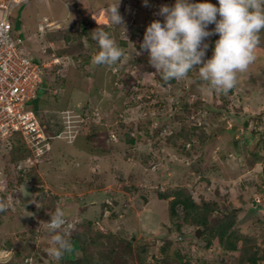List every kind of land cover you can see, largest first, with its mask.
<instances>
[{
	"label": "rangeland",
	"instance_id": "374dc122",
	"mask_svg": "<svg viewBox=\"0 0 264 264\" xmlns=\"http://www.w3.org/2000/svg\"><path fill=\"white\" fill-rule=\"evenodd\" d=\"M116 2L25 0L12 12L13 29L29 42L31 58L60 59L45 68L47 90L34 101L40 120L54 135L69 109L85 114L89 126L73 142L53 139L51 151L31 168L7 171L5 191L18 196L10 202L0 197L7 204L0 212V249L13 251L0 264H240L244 243L264 249V30L256 60L227 94L209 91L198 69L161 87L140 44L152 21L163 23L160 6L175 0H147V7L144 0H120L124 30L106 15ZM189 2L218 6L217 0ZM98 30L124 50L115 65L92 62L100 50L93 39ZM217 39H205V60ZM17 156L11 161L26 157ZM179 189L215 208L208 228L188 221L181 207L169 215ZM57 206L77 220L65 237L72 252L60 261L46 252L56 233L44 224ZM77 207H92L94 214L71 217ZM231 212L235 250L211 235Z\"/></svg>",
	"mask_w": 264,
	"mask_h": 264
},
{
	"label": "clouds",
	"instance_id": "9594fccd",
	"mask_svg": "<svg viewBox=\"0 0 264 264\" xmlns=\"http://www.w3.org/2000/svg\"><path fill=\"white\" fill-rule=\"evenodd\" d=\"M217 2L218 6L175 0L174 5H162L156 13L163 18V23L154 20L146 27L140 50L147 51L150 65L160 73L161 87L172 80H183L189 72L198 69V76L209 91L227 94L236 86L237 74L246 72L256 60L259 34L264 30V0ZM119 3L117 0L110 5L106 15L111 24L122 26L124 30V20L118 12ZM144 6H148L147 0H144ZM211 24L215 28L206 30ZM212 35H218L219 39L215 41L211 58L205 60L209 44L204 41ZM93 39L100 49L92 58L93 64L112 66L123 57L124 50L107 32L98 30ZM6 209L7 204L0 201V212ZM44 224L49 232L56 233L46 252L60 261L65 253L72 252V243L65 238L72 225L67 224L61 206H57ZM12 254L9 249H0V262Z\"/></svg>",
	"mask_w": 264,
	"mask_h": 264
},
{
	"label": "built area",
	"instance_id": "2783aa9c",
	"mask_svg": "<svg viewBox=\"0 0 264 264\" xmlns=\"http://www.w3.org/2000/svg\"><path fill=\"white\" fill-rule=\"evenodd\" d=\"M23 1L0 0V197L3 195L9 202L12 196L18 194L17 190L12 193L5 191L8 185L4 179L7 171L19 174L25 171L24 168H31L39 157H46L51 151L53 139L63 138L73 142L89 126L85 114H75L69 109L62 111V129L54 135L47 132L46 125L41 123L33 107L34 101L40 93L45 92V68L51 63H60V59L55 57L51 63L45 64L30 57L29 42L15 32L11 23L13 10ZM43 30L44 25L39 24V31ZM97 115L93 114L92 119H96ZM17 141L28 155L25 159L11 161L10 152ZM65 219L67 224L72 225L68 232L75 230L77 220ZM30 260L26 259L25 262Z\"/></svg>",
	"mask_w": 264,
	"mask_h": 264
},
{
	"label": "trees",
	"instance_id": "16d2710c",
	"mask_svg": "<svg viewBox=\"0 0 264 264\" xmlns=\"http://www.w3.org/2000/svg\"><path fill=\"white\" fill-rule=\"evenodd\" d=\"M45 86L46 83H45ZM45 88V87H44ZM47 88H45V91ZM40 94H45L44 92ZM39 94V95H40ZM39 97V96H38ZM43 125H46V131L50 133L49 125L45 122H41ZM130 144L135 143L134 138L128 140ZM26 152L17 141L15 143L12 151L10 152V159L13 160V156L24 157L26 156ZM15 158V157H14ZM16 160V158H15ZM263 175H264V168H263ZM165 197V196H163ZM161 197V199H164ZM211 204L208 203H202V205H199L195 203L193 197L191 194L185 190V189H179L173 196L172 200L169 202L168 205V211L169 215L171 217H174L176 214V209L181 207L183 211L186 214V219L190 221L192 224H195L198 227H203L204 229L208 228V222H207V215L209 213L214 212L215 208L211 207ZM260 207V205H257ZM109 207V206H108ZM235 224V217L234 213H227L220 221H218V224L216 225L215 230L211 234L214 238H217L221 244H224L227 250H235L236 249V243L234 242L237 239L232 240V236L230 234L233 225ZM128 245H130L128 243ZM240 264H257L258 262L264 263V249H254V247H251L244 243L241 253H240Z\"/></svg>",
	"mask_w": 264,
	"mask_h": 264
},
{
	"label": "crops",
	"instance_id": "0c3cea01",
	"mask_svg": "<svg viewBox=\"0 0 264 264\" xmlns=\"http://www.w3.org/2000/svg\"><path fill=\"white\" fill-rule=\"evenodd\" d=\"M64 204H63V206H65ZM79 211H80V209H79V207H77V208H74V209L72 208V210H70L69 213H71V217H72V215L73 216H75V215H81L83 217L85 215H93L94 214V210H93L92 207H90V208H87L86 207V209L84 211H81V212H79Z\"/></svg>",
	"mask_w": 264,
	"mask_h": 264
},
{
	"label": "water",
	"instance_id": "95a60500",
	"mask_svg": "<svg viewBox=\"0 0 264 264\" xmlns=\"http://www.w3.org/2000/svg\"><path fill=\"white\" fill-rule=\"evenodd\" d=\"M76 5V4H75ZM195 237L196 238H199L200 237V229H197L194 233Z\"/></svg>",
	"mask_w": 264,
	"mask_h": 264
}]
</instances>
